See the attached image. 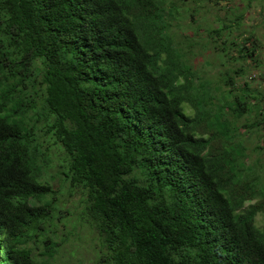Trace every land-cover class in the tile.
Listing matches in <instances>:
<instances>
[{
    "label": "trees",
    "instance_id": "1",
    "mask_svg": "<svg viewBox=\"0 0 264 264\" xmlns=\"http://www.w3.org/2000/svg\"><path fill=\"white\" fill-rule=\"evenodd\" d=\"M166 12L180 21L174 0H0V264H47L56 196L79 189L104 264H264V176L243 139L264 95L244 70L185 62ZM247 42L216 48L246 60ZM42 121L64 152L49 180Z\"/></svg>",
    "mask_w": 264,
    "mask_h": 264
},
{
    "label": "rangeland",
    "instance_id": "2",
    "mask_svg": "<svg viewBox=\"0 0 264 264\" xmlns=\"http://www.w3.org/2000/svg\"><path fill=\"white\" fill-rule=\"evenodd\" d=\"M174 1L180 6V21L171 19L168 12L164 16L169 23L173 21L171 40L175 39L178 43L180 49L177 47L175 49L180 54H187L185 62L189 64L191 61L199 72L206 73L210 77L227 70L231 72L237 69L244 70L245 74L238 78V83L246 82L250 89L264 95V0ZM240 17L242 20H239ZM225 27L229 28L222 32L221 38L216 35L209 38L211 31ZM227 38L228 45L236 40L242 46L247 39H251L245 47H254L255 56L242 60L236 47L230 49L228 55H225V52L220 54L216 46L221 47ZM193 40L198 42L194 46ZM190 49L193 55H190ZM242 84L239 86L243 87ZM43 126L44 121L38 123L37 137L45 158L51 161L46 163L48 170L45 172V178L49 180L56 176L64 152L45 135ZM244 131L242 130V133ZM243 139L248 147V162L261 160L259 166L264 176V152L257 150L258 147L264 149V125L257 133L247 134ZM53 185L58 189L59 181L56 180ZM85 199L80 189L72 193L64 190L61 194H57L55 202L61 211V218L55 221V226L52 228L58 235L60 248L53 258L47 256L40 258L47 264H104L101 261L103 254L98 233L86 218L85 220L82 218L84 214L82 203ZM256 225L261 229L264 228L262 215L257 216Z\"/></svg>",
    "mask_w": 264,
    "mask_h": 264
}]
</instances>
